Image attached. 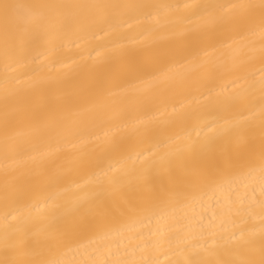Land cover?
<instances>
[{
    "label": "bare ground",
    "instance_id": "1",
    "mask_svg": "<svg viewBox=\"0 0 264 264\" xmlns=\"http://www.w3.org/2000/svg\"><path fill=\"white\" fill-rule=\"evenodd\" d=\"M17 2L176 5L241 0ZM145 12L120 8L63 10L65 19L61 22H34L31 31L39 39L32 43L29 36H24L10 42L9 48L14 52L7 56L0 22V247L4 237L2 218L13 209L22 214L20 220L13 222L14 226L34 233L33 240L41 242L45 236L73 228L81 216L103 218L91 232L76 235L72 251L62 247L56 252L55 258L67 262L98 258L172 264L184 258L179 239L186 232L198 234L202 224L207 226L209 221L218 228L222 219L227 220L229 210H235L239 199H243L245 209L251 207L253 211L248 228L259 232L264 172L258 158L250 165L198 184L189 182L203 164V158L195 154L175 157L170 169L152 170L143 178L138 176L143 166L137 158V153L148 159L165 156L172 149V141L186 129L212 119L233 118L237 112L254 116L259 143V82L264 64L259 57L258 33L241 39L243 32L225 31L195 50L184 49L185 42L192 38L189 30L200 22L196 17L184 11H162L157 19ZM73 13L78 17L109 16L114 30L106 25L82 28ZM124 20L133 27H121ZM24 64L29 66L23 67ZM168 69L166 77L154 79ZM245 73L248 80L239 81L242 87L254 85L248 88L245 98L233 107L218 103L236 95L231 81ZM13 76L31 78L36 87L21 95H9L6 103L5 89L12 88ZM161 96L166 97L164 102ZM49 107L57 110L64 128L59 134L45 135L41 143L33 124L37 118H46ZM34 108L38 111L34 112ZM93 118L98 125L101 119L105 123L83 130ZM104 131L109 138L104 137ZM83 140L87 143L82 144ZM222 147L221 142L218 157ZM230 148L233 153L244 150L235 141ZM32 156L37 159H27ZM121 164L130 172L123 183L110 186V195L84 199L85 191L90 189L82 191L77 184L89 179L94 185L106 183L103 172ZM161 187L167 190L161 199H147L149 190L158 193ZM73 203L78 210L71 216L52 210L55 204ZM128 205L138 206L139 211L122 214L120 209ZM93 238L95 244L90 243ZM78 244L85 247L77 249Z\"/></svg>",
    "mask_w": 264,
    "mask_h": 264
},
{
    "label": "snow or ice",
    "instance_id": "2",
    "mask_svg": "<svg viewBox=\"0 0 264 264\" xmlns=\"http://www.w3.org/2000/svg\"><path fill=\"white\" fill-rule=\"evenodd\" d=\"M93 9V8H120L131 11L146 10L145 14L149 17L155 16L159 19L162 11H184L190 16L196 17L200 22L196 23L189 32L192 38L185 42L184 49L195 50L206 40L218 39L223 32H243L241 39H248L255 36L257 33L260 37L259 57L264 64V0H259L258 3L241 2L235 3H218V4H176V5H160V4H135V5H54V4H23L17 0H0V22L4 27L5 54L14 52V49L9 48V44L18 38L24 36L30 37V42L35 43L38 36L32 34V25L34 22L43 19H51L61 22L65 19L63 10L72 9ZM55 12L54 16H50V12ZM73 18L78 19V23L82 28L90 26L106 25L109 30H114V25L109 16L96 17L92 15L78 17L73 13ZM190 23L192 21H189ZM123 28H132L133 25L128 20H124L120 25ZM188 33H181L187 35ZM143 36V31L140 33ZM252 41L249 40V44ZM79 47V44L76 45ZM100 53H97L99 56ZM254 58V57H252ZM35 59V58H33ZM195 57H193V61ZM31 61H29V64ZM29 64L22 65L28 67ZM240 67V66H236ZM229 69L228 71H233ZM168 70H162L159 76L154 79L160 80L167 76ZM264 72V67L261 69ZM15 73L16 69L13 68ZM12 88L5 89V101L7 103L9 95H21L36 87V82H32L31 78L22 80L19 76H13ZM248 80V74L237 76L231 81L233 90L236 95L228 98L226 101H218V103L233 107L240 103L246 96L248 88L254 85L249 83L248 88H243L239 81ZM261 91L262 105L259 118V143L256 142L254 116L252 114L244 115L242 112H237L233 118H221L205 121L203 124L196 125L186 129L182 135H177L172 141V149L165 156H159L154 159H148L137 153V158L143 166L138 174L139 178H143L145 174L152 170L159 171L161 168H171L173 159L185 154H195L203 158V164L198 171L193 173L189 182L198 184L207 182L215 177L223 176L227 172L250 165L258 158L261 171L264 172V75L261 76L259 82ZM239 90V91H237ZM166 97L161 96V102H164ZM34 112L38 108L33 109ZM173 111H176L174 108ZM7 123V122H6ZM105 123L102 119L99 125ZM247 124L244 128L242 125ZM96 118H93L84 125L83 130H87L90 126L96 127ZM64 128L62 117L57 113L54 107H49L46 118H37L33 124V130L37 134V139L43 143L45 135L53 133L59 134ZM77 131V134H79ZM104 137L109 138V133L104 131ZM99 137H97L98 139ZM6 136V155L7 141ZM237 145H243V151L233 153L230 146L233 142ZM223 143L221 156H217L218 145ZM86 144L87 141H81ZM155 156V153L152 154ZM27 159L35 161L36 156L28 157ZM26 161H20L24 163ZM135 163V161H134ZM113 172H121L119 176L111 175ZM130 174L129 170L123 165L118 167H109L108 171L103 172L106 178V183H96L85 180L76 187L80 190L90 189L85 191L84 199H94L110 195L109 188L112 185L123 183L124 179ZM167 190L161 187V190L152 192L149 190L147 199H161ZM103 201H101L102 203ZM231 203V200H229ZM54 212L63 216H71L77 212V204L52 206ZM121 213H134L139 211L138 206L128 205L126 208L120 209ZM253 211L251 207L245 209L243 199H239L235 210H229L227 220L221 221L217 228L209 221L207 226L202 224L198 234L186 232L179 239V245L182 246L181 251L184 258L180 261L172 262V264H264V200L260 203V221L261 228L259 232L248 228V219L252 217ZM22 214L17 210L6 211L3 216L4 237L3 244L0 247V264H160L158 260L148 261H120L109 259H86L78 262H67L55 258L56 252L62 247H67L68 251H72L71 247L75 243V237L78 233L91 232L101 220L88 219L84 216L79 218V221L71 229L58 232L53 235L45 236L44 240H33L34 233L21 230L14 226L13 222L21 219ZM103 239V237H99ZM90 243L95 244L96 238H93ZM83 244H78L77 249L84 248ZM98 251V249H97ZM110 254V250H109Z\"/></svg>",
    "mask_w": 264,
    "mask_h": 264
}]
</instances>
